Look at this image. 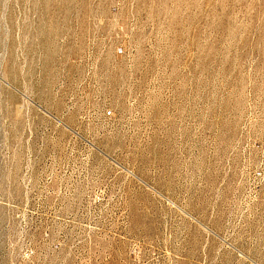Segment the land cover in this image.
Listing matches in <instances>:
<instances>
[{
    "label": "rangeland",
    "instance_id": "1",
    "mask_svg": "<svg viewBox=\"0 0 264 264\" xmlns=\"http://www.w3.org/2000/svg\"><path fill=\"white\" fill-rule=\"evenodd\" d=\"M0 264H264V0H0Z\"/></svg>",
    "mask_w": 264,
    "mask_h": 264
}]
</instances>
